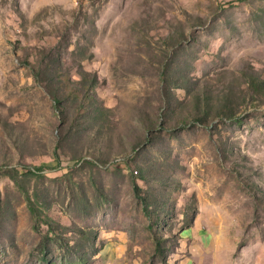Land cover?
<instances>
[{
  "label": "rangeland",
  "instance_id": "1",
  "mask_svg": "<svg viewBox=\"0 0 264 264\" xmlns=\"http://www.w3.org/2000/svg\"><path fill=\"white\" fill-rule=\"evenodd\" d=\"M251 76L264 0H0V264H94L111 241L157 264L156 236L166 264L187 239L264 264Z\"/></svg>",
  "mask_w": 264,
  "mask_h": 264
},
{
  "label": "crops",
  "instance_id": "2",
  "mask_svg": "<svg viewBox=\"0 0 264 264\" xmlns=\"http://www.w3.org/2000/svg\"><path fill=\"white\" fill-rule=\"evenodd\" d=\"M47 4L50 3L47 2ZM190 232L191 229L188 231V233ZM203 238L204 237H202V239ZM203 240H201V242ZM183 241V246L186 247V251L189 253L188 256L182 258V256L178 255L179 258H176L173 261L169 260L167 264H228L226 259L224 262L225 256L222 259L223 250L220 245L215 246L214 244L210 246L205 241L190 245L188 244L189 239ZM126 250V244L121 242L115 243L111 241L100 248V251L94 257V264H150V262H143L141 260H129L125 256ZM227 256L229 257V254H227Z\"/></svg>",
  "mask_w": 264,
  "mask_h": 264
},
{
  "label": "trees",
  "instance_id": "3",
  "mask_svg": "<svg viewBox=\"0 0 264 264\" xmlns=\"http://www.w3.org/2000/svg\"><path fill=\"white\" fill-rule=\"evenodd\" d=\"M59 75V74H58ZM58 80L61 82V77L60 75L57 76ZM248 87L250 89L253 90V92L255 94H263L264 95V80H260L259 78H255L254 76H251V78L249 79L248 83H247ZM63 86V83H62ZM92 87V86H91ZM54 102L56 103V105H61L62 102L64 101L63 97L59 96H55L54 97ZM66 100V99H65ZM195 109L197 110L196 112V120L198 123L204 125V124H208L210 117L212 116L213 110L214 108L212 107L211 102L206 101L205 105H204V109L201 110L199 107V104H196ZM217 112H215V115L217 117L220 118H225L228 120H232V118H234V116L236 115L235 112V107L232 105L231 100L226 98L224 101H222V104L220 105V107L216 110ZM118 161V160H116ZM138 190V189H137ZM145 201V211L146 214H148V217L151 218V214L152 212L150 211L148 206H151L149 204V202L147 200ZM92 235H94V232H91ZM95 237V236H94ZM166 239L165 238H161V237H155V243H156V252L157 254L160 256L161 258V263L162 264H166L167 262V255L164 251V244L166 243Z\"/></svg>",
  "mask_w": 264,
  "mask_h": 264
}]
</instances>
